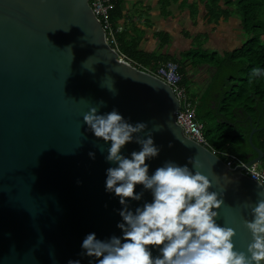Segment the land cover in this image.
Listing matches in <instances>:
<instances>
[{
    "label": "water",
    "instance_id": "95a60500",
    "mask_svg": "<svg viewBox=\"0 0 264 264\" xmlns=\"http://www.w3.org/2000/svg\"><path fill=\"white\" fill-rule=\"evenodd\" d=\"M179 105L169 83L111 45L90 0H0V264H97L81 255L86 236L122 238L123 206L106 191V170L116 166L106 160L111 142L84 124L91 107L101 115L116 109L129 123L148 125L139 136L153 132L160 150L146 160L149 175L172 161L208 177L210 191L224 200L216 223L233 228L234 250L247 254L252 234L244 221L253 219L264 184L244 169L261 162L264 151L254 146L255 157L229 165L185 134L176 120ZM140 150L128 143L122 155ZM190 157L203 167L194 168ZM134 191L143 195L128 201L129 210L152 202L142 185Z\"/></svg>",
    "mask_w": 264,
    "mask_h": 264
},
{
    "label": "clouds",
    "instance_id": "9594fccd",
    "mask_svg": "<svg viewBox=\"0 0 264 264\" xmlns=\"http://www.w3.org/2000/svg\"><path fill=\"white\" fill-rule=\"evenodd\" d=\"M252 75L264 72L255 68ZM113 88L114 81L108 90L112 92ZM99 104L105 106L102 100ZM98 113L97 107H91L83 115V122L97 139L111 142L106 160L116 166L106 170V191L114 192L123 206L119 211L123 222L117 225L123 236L101 241L95 233L88 234L81 255L95 257L97 264H264V198L251 208L253 219L244 221L252 234L247 254L234 250L235 230L216 223L224 200L220 193L210 191L209 178L172 161L149 175L146 160L157 157L160 150L154 144L153 132H148L147 138L139 136L148 125H133L116 109ZM162 127L156 126V131ZM132 142L141 145V150L133 151L128 158L122 155V149ZM89 156L94 159L95 153ZM188 163L196 169L203 167L192 157ZM137 185L150 190L153 200L133 212L128 201H139L143 195L134 191ZM151 247L158 248L160 255L153 257ZM68 264L80 261L69 260Z\"/></svg>",
    "mask_w": 264,
    "mask_h": 264
},
{
    "label": "trees",
    "instance_id": "16d2710c",
    "mask_svg": "<svg viewBox=\"0 0 264 264\" xmlns=\"http://www.w3.org/2000/svg\"><path fill=\"white\" fill-rule=\"evenodd\" d=\"M201 1L207 3L209 14L216 21L234 14L241 16L240 27L247 38L240 47L222 54L193 47L181 59L173 54L146 51L140 45L142 36L134 28L121 26L124 0H113L110 19L114 28L122 27L116 33V47L122 56L145 70L155 71L168 60L177 62L183 74L182 84L188 91L184 59L188 57L195 65L214 64L213 79L201 93L190 95L192 99L198 98L196 117L204 124L208 141L220 157L228 160L234 155L239 158L235 163L246 162L257 155L254 146L264 151V75H252L255 68L264 72V0ZM158 35L164 44L170 39L167 33ZM254 128L251 142L249 137ZM261 163L264 165V158Z\"/></svg>",
    "mask_w": 264,
    "mask_h": 264
},
{
    "label": "crops",
    "instance_id": "0c3cea01",
    "mask_svg": "<svg viewBox=\"0 0 264 264\" xmlns=\"http://www.w3.org/2000/svg\"><path fill=\"white\" fill-rule=\"evenodd\" d=\"M194 0H124L121 26L134 28L141 35V48L146 51L168 53L180 59L193 47L222 54L240 47L245 40L239 19L232 15L211 18L207 3ZM167 33L169 41L164 44L158 33ZM187 71L200 89L213 79L216 67L209 62L195 65L186 57ZM196 82V81H195ZM201 91V92H202ZM199 94V92L197 93Z\"/></svg>",
    "mask_w": 264,
    "mask_h": 264
},
{
    "label": "built area",
    "instance_id": "2783aa9c",
    "mask_svg": "<svg viewBox=\"0 0 264 264\" xmlns=\"http://www.w3.org/2000/svg\"><path fill=\"white\" fill-rule=\"evenodd\" d=\"M90 2L94 12L107 29L109 42L113 47L118 49L116 47L118 44L116 33L120 31L122 27L119 26L114 28L111 22L110 10L114 3L113 0H90ZM148 71L160 77L173 87L180 100L179 108L176 111V120L183 127L185 134L209 147L216 153V149L211 146L204 132V124L196 117L197 102L195 99L191 98V93L182 84L183 74L180 71V65L175 61L168 60L166 62H162L155 71ZM238 159L239 158L236 156L230 155V158L225 161L231 166L245 164L244 161L235 163V160ZM244 172L264 184V165L261 166V162H255L249 166H246Z\"/></svg>",
    "mask_w": 264,
    "mask_h": 264
},
{
    "label": "rangeland",
    "instance_id": "374dc122",
    "mask_svg": "<svg viewBox=\"0 0 264 264\" xmlns=\"http://www.w3.org/2000/svg\"><path fill=\"white\" fill-rule=\"evenodd\" d=\"M195 2L194 3H196V1H199V0H194ZM234 16H236L238 19H239V21H241V16L240 15H237V14H234ZM246 36V38H247V35L246 34H244V37ZM196 81V82H195ZM195 81L192 79V76H191V74L189 73V71H186V84H187V86H188V88H189V92L191 93V94H195V95H197V93L199 92V93H201V91H202V89H200L201 87H200V81H198L197 79H195ZM206 87V86H205ZM195 101L198 103V98L196 97V99H195ZM199 117L201 118V119H203L202 118V116L201 115H199ZM207 130L209 131L210 130V128H207ZM210 133H211V131H210ZM261 166H263V164L261 163Z\"/></svg>",
    "mask_w": 264,
    "mask_h": 264
}]
</instances>
